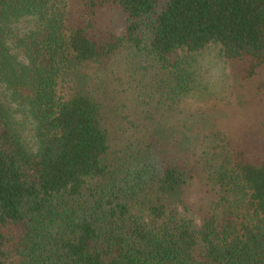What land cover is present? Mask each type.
<instances>
[{
	"label": "trees",
	"instance_id": "1",
	"mask_svg": "<svg viewBox=\"0 0 264 264\" xmlns=\"http://www.w3.org/2000/svg\"><path fill=\"white\" fill-rule=\"evenodd\" d=\"M209 44L229 65L235 114L147 115L113 147L116 119L133 125L124 135L139 126L92 70L126 45L151 58L153 77L151 64L134 76L146 116L153 102L177 109L193 82L179 51ZM1 87L0 264H264V0H0ZM198 122L227 150L209 183L194 166Z\"/></svg>",
	"mask_w": 264,
	"mask_h": 264
},
{
	"label": "rangeland",
	"instance_id": "2",
	"mask_svg": "<svg viewBox=\"0 0 264 264\" xmlns=\"http://www.w3.org/2000/svg\"><path fill=\"white\" fill-rule=\"evenodd\" d=\"M109 16L112 30L117 34L120 33L124 28L125 21L122 13L113 11L109 13ZM179 54L184 60L186 69H189L192 73L193 82L190 91L185 94L177 109L170 110L169 108H165L157 111L154 108L156 102H153L150 106H145H148L149 111L146 113V116L141 115V117L136 116V112H134L135 103L137 101L140 102V99L143 98L140 97L139 88L135 86L136 81L134 80V76H137L136 72L142 64H151L149 66L150 69H147V71L149 72V76L151 77L152 75L153 77L154 65L151 58L149 59L147 55L136 51L132 46L126 45L113 55L107 69L103 70L100 67H96L92 70L94 73H98V82L102 84L107 82L108 90L110 91L108 97L112 99L111 103L118 106V108L121 107L122 114H129L130 120L136 126H139L137 127L139 129L135 127V130H130L129 134L124 135L122 131L133 125L129 126L128 122H125V119L120 121L116 119V122H113L112 129L115 138L114 142L117 144L114 143L113 147L120 148V146H125L128 143L131 144L133 138L138 135L140 136L151 123L147 115H153L156 119L162 121L167 120V123L170 124L172 121L182 118V116L189 113H194L195 115L203 114L207 120H210L214 124L215 120L211 119V117L215 116L220 121V118L223 119L224 113H229L232 116V114H235V109L238 110V106L242 105L229 65L223 58L219 45L209 44L198 52L180 50ZM145 80L148 79L144 78L143 81ZM0 90H2V95L6 100L5 88L1 87ZM246 97L249 98L248 96ZM136 110L139 109L136 108ZM16 115L19 121H22L23 114L17 113ZM227 119L225 116V120ZM196 125L197 129L202 130V142L200 140L197 145L194 166L202 181L209 183L208 166L211 164L220 166L227 158V150L218 127L213 128L209 125V128L204 130L200 122L196 123ZM120 130L122 131L120 132ZM22 133L27 140L33 139V131L27 124L22 125ZM33 141L35 139L27 142H30V145H32Z\"/></svg>",
	"mask_w": 264,
	"mask_h": 264
}]
</instances>
